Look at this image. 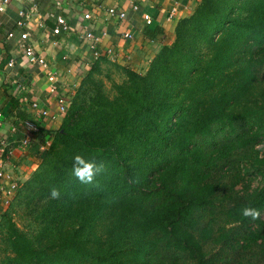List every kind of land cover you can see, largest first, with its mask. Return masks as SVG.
Returning a JSON list of instances; mask_svg holds the SVG:
<instances>
[{
  "label": "trees",
  "instance_id": "trees-1",
  "mask_svg": "<svg viewBox=\"0 0 264 264\" xmlns=\"http://www.w3.org/2000/svg\"><path fill=\"white\" fill-rule=\"evenodd\" d=\"M263 139L264 0H199L143 73L91 63L0 214V264H264L241 214L264 210ZM78 154L106 165L93 184Z\"/></svg>",
  "mask_w": 264,
  "mask_h": 264
},
{
  "label": "crops",
  "instance_id": "crops-1",
  "mask_svg": "<svg viewBox=\"0 0 264 264\" xmlns=\"http://www.w3.org/2000/svg\"><path fill=\"white\" fill-rule=\"evenodd\" d=\"M199 0H0V170L20 184L28 178L47 147L53 131L58 129L64 113L57 112L58 97L69 101L81 78L93 61L104 57L130 70L143 73L161 45L169 44L177 21L189 15ZM136 5V9L132 8ZM122 11L124 17L108 14L107 9ZM28 14L24 26L15 21ZM83 13L89 18L84 19ZM61 16L68 29L54 34L56 17ZM149 23L145 22V18ZM99 35L93 51L83 38L84 30ZM27 32V42L43 57L53 73L28 64L19 47V32ZM12 32L11 37L7 33ZM124 33L129 37H124ZM111 49V53H106ZM54 87L49 92V86ZM56 114L48 120L36 114L32 104ZM39 125V132L29 134V144L21 145L18 138L26 133L22 121ZM15 126V133L10 126ZM9 142L1 147V140ZM44 146L42 150L39 147ZM4 179L0 178V185ZM6 205L1 202L0 214Z\"/></svg>",
  "mask_w": 264,
  "mask_h": 264
},
{
  "label": "built area",
  "instance_id": "built-area-1",
  "mask_svg": "<svg viewBox=\"0 0 264 264\" xmlns=\"http://www.w3.org/2000/svg\"><path fill=\"white\" fill-rule=\"evenodd\" d=\"M6 0H2V2H5ZM133 9H136V5H132ZM0 9H1V5H0ZM107 13L108 14H113L118 16L119 18L124 17V13L122 11H115L113 8H108L107 9ZM18 15L22 18L18 19L15 21V25L17 27H23L24 26V21L23 19L28 17L27 13H24L23 11H18ZM82 17L84 19L89 18V14L88 13H83ZM145 22L149 23V19L146 17L145 18ZM68 24L65 21V19L61 16H57L56 17V25L55 27L52 29V32L54 34L60 33L62 31L67 30ZM12 36V32H8L7 33V37H11ZM19 47L21 49V53L23 58L27 61L28 64L34 65V66H38L40 68H42L43 70L46 71V76L47 79L52 81L53 80V73L52 71L48 68V65L46 63V61L43 59V57H41L40 55L36 54L35 51L33 50V48L31 47V45L27 42V32L26 31H20L19 34ZM83 38H85L88 42H89V46L90 48L94 51L99 40H100V36L93 34L91 31H89L88 29L84 30L83 34H82ZM124 37H129V34L124 33L123 35ZM106 53H111V49H107ZM54 91V87L52 85L49 86V92H53ZM57 102V112L58 113H64L65 109L68 105V101H65V99L63 97H58L56 99ZM32 107L34 109H36V114L39 115L40 117H44L48 120H53L56 118V114L52 113L46 109H39L37 108L36 103L32 104ZM0 119H1V114H0ZM29 125H31V127H29ZM22 127L23 130L28 133L26 134L24 137L22 138H18V141L20 142L21 145L27 146L29 144V134H34V133H38L39 132V125L33 121L30 120H24L22 121ZM16 128L15 126H10V132L11 133H15ZM9 144L8 141H6V139L1 140V147H7V145ZM49 141L45 142L44 146H48ZM44 146L39 147V150H42L44 148ZM0 178L4 179V184L0 185V191H1V202L4 205H8L9 201L11 200L18 184L16 183V181L11 180L9 178V176L4 175V172L0 170Z\"/></svg>",
  "mask_w": 264,
  "mask_h": 264
},
{
  "label": "clouds",
  "instance_id": "clouds-1",
  "mask_svg": "<svg viewBox=\"0 0 264 264\" xmlns=\"http://www.w3.org/2000/svg\"><path fill=\"white\" fill-rule=\"evenodd\" d=\"M31 127V125H29ZM106 170L103 162H97L95 159H86L83 155H76L73 158L72 174L82 184H93L96 177ZM61 192L58 188L50 189L51 199H60ZM241 214L253 221L261 217V212L255 207L245 206L241 209Z\"/></svg>",
  "mask_w": 264,
  "mask_h": 264
},
{
  "label": "rangeland",
  "instance_id": "rangeland-1",
  "mask_svg": "<svg viewBox=\"0 0 264 264\" xmlns=\"http://www.w3.org/2000/svg\"><path fill=\"white\" fill-rule=\"evenodd\" d=\"M105 73H108L110 78L113 79L114 81H120L123 78L122 74H120L121 72L116 71L115 69H113L108 64H103L102 69H101V73L98 75V78H100L102 80V82L104 83V85H106V86L109 85V81L107 78L104 77ZM256 148H259L260 154H264V139L258 142ZM258 185H259V177L253 178L250 182V186L256 187ZM15 218H16V216H15ZM260 218L264 222V210L261 211V217Z\"/></svg>",
  "mask_w": 264,
  "mask_h": 264
}]
</instances>
